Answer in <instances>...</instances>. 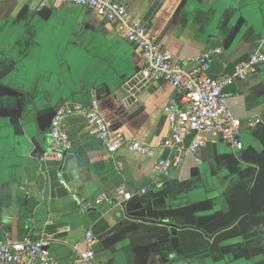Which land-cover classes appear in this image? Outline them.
I'll list each match as a JSON object with an SVG mask.
<instances>
[{
	"label": "crops",
	"instance_id": "crops-1",
	"mask_svg": "<svg viewBox=\"0 0 264 264\" xmlns=\"http://www.w3.org/2000/svg\"><path fill=\"white\" fill-rule=\"evenodd\" d=\"M117 1L186 68L220 48L210 67L220 77L264 53V0ZM40 2L0 0V238L48 237L59 264L87 228L96 264H264V62L223 89L243 120L241 148L206 135L190 150L188 133L175 150L110 155L74 110L63 120L72 150L45 157L54 112L92 99L113 133L158 145L170 134L164 107L176 91L164 79L126 90L144 63L116 23L85 6ZM175 154L182 161L163 176L157 158ZM123 183L130 199L82 207Z\"/></svg>",
	"mask_w": 264,
	"mask_h": 264
},
{
	"label": "built area",
	"instance_id": "built-area-1",
	"mask_svg": "<svg viewBox=\"0 0 264 264\" xmlns=\"http://www.w3.org/2000/svg\"><path fill=\"white\" fill-rule=\"evenodd\" d=\"M51 2H67L92 9L105 21L116 23L119 31L130 42L135 44L141 53L143 68L139 74L140 81L164 79L170 82L176 94L164 107L166 118L171 126L170 134L156 145L126 138L110 130L109 123L99 111L98 102L92 99L83 109L79 106L58 108L51 119L49 128V147L44 156L62 160L72 150L73 144L66 128L64 118L79 110L93 128L108 154L112 155L121 147L142 155H154L157 149L175 150L182 144L186 134L193 135L190 150H197L206 143V135H220L236 148L242 147L240 139L243 120L234 116L226 103L224 87L232 82L244 79L256 73L258 66L264 62V53L255 50L249 56L237 62L230 74L214 77L210 74L211 59L221 53L220 48L205 49L195 58L190 67L173 61L171 54L162 48L149 35L147 28L133 17L126 6L117 0H41L40 6ZM258 119H248L246 124L253 126ZM182 158L179 154L159 157L157 168L163 176H169ZM122 168V162H117ZM132 192L125 183L118 185L112 194L102 193L93 200L82 202L84 209H90L109 199L118 202L128 200ZM48 237L32 239L0 238V264H59L49 257ZM96 237L91 228L84 230L83 238L74 244L75 254L66 264H96L94 244ZM82 247L80 248V246Z\"/></svg>",
	"mask_w": 264,
	"mask_h": 264
},
{
	"label": "water",
	"instance_id": "water-1",
	"mask_svg": "<svg viewBox=\"0 0 264 264\" xmlns=\"http://www.w3.org/2000/svg\"><path fill=\"white\" fill-rule=\"evenodd\" d=\"M142 84H144V82L140 81V76L137 75L128 80L124 88L126 90H131V92H134L137 88H142Z\"/></svg>",
	"mask_w": 264,
	"mask_h": 264
},
{
	"label": "trees",
	"instance_id": "trees-1",
	"mask_svg": "<svg viewBox=\"0 0 264 264\" xmlns=\"http://www.w3.org/2000/svg\"><path fill=\"white\" fill-rule=\"evenodd\" d=\"M21 222H22V221H21V218H20V220H19V225H20V226H21V224H22Z\"/></svg>",
	"mask_w": 264,
	"mask_h": 264
}]
</instances>
